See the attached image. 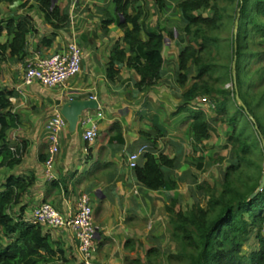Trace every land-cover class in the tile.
<instances>
[{
    "label": "crops",
    "instance_id": "1",
    "mask_svg": "<svg viewBox=\"0 0 264 264\" xmlns=\"http://www.w3.org/2000/svg\"><path fill=\"white\" fill-rule=\"evenodd\" d=\"M24 1H27L25 6L2 4L5 16H32L34 30L27 36L24 58L8 54L0 57V85L15 90L10 100L20 119L10 133L9 145L13 150L21 146V161L0 168V184L12 174L34 177L20 203L25 205V219L42 202L52 203L68 217L75 211L79 197L87 193L98 229L92 264H149L150 249L164 252L162 240L170 223L167 207L172 200L193 195L197 183L202 182L199 175H204L209 165L204 150H194L187 133L188 113L180 111L187 87L181 86L177 79V43L166 39L162 77L140 89L136 86L139 75L125 64L119 65L115 79L107 74L111 47L124 34L116 23L107 25L105 21L110 15L115 16L113 0H56L61 10L69 14L67 26L58 31L44 20L37 0ZM179 1L165 0L163 11L169 14L178 11L181 23L176 7ZM141 4L148 28L158 22L178 35L176 27L180 23L171 25L163 19L156 0H141ZM142 37H147L145 32ZM73 40L83 51L82 68L75 79L71 78L73 81L53 88L38 82L23 83L28 61L62 51ZM0 41L5 42L6 36ZM90 97L99 101V108L84 111L82 117L90 115L96 120L98 136L95 141L87 142L80 124L75 132L63 128L50 178L45 165L49 147L47 124L65 101ZM99 112L102 116H98ZM144 145L155 156L165 154L176 158L174 167H163L165 185L158 190L140 184L129 166V155ZM203 145L207 148L206 141ZM144 154L139 162L144 161ZM201 197L204 198L201 203L196 198L198 207L208 209L207 198ZM44 229L52 248L60 247L67 257L82 260L71 228Z\"/></svg>",
    "mask_w": 264,
    "mask_h": 264
},
{
    "label": "trees",
    "instance_id": "2",
    "mask_svg": "<svg viewBox=\"0 0 264 264\" xmlns=\"http://www.w3.org/2000/svg\"><path fill=\"white\" fill-rule=\"evenodd\" d=\"M37 1L44 20L54 31L67 26L69 14L56 2ZM156 1L159 8H165V0ZM225 1L221 5L220 0H180L177 7L181 23L176 27L177 36L174 29L158 22L148 28L141 0H113L115 16L110 15L105 20L107 25L116 23L124 31L111 47L108 76L115 79L120 72L119 65L125 64L139 75L136 86L140 89L162 77L166 39L175 40L178 82L185 86L190 81L182 94L184 105L180 111L188 112L187 133L195 151H203L204 142L211 138V122L203 105L196 104L197 98L208 97L217 114L232 127L228 133L230 157L221 189L204 182L196 185V190L206 196L208 209L199 208L196 199L188 209H175L177 200H172L167 207L170 235L179 245L178 252L168 258L179 259L182 264H264V188L250 199L260 187L264 174V123L257 111L264 105V90L256 101L250 87L252 77L247 74L249 60L264 54V0ZM16 3L25 6L27 1L0 0V39L6 36L5 42L0 41V57L8 54L9 57L24 58L27 36L34 30L32 16L4 15L2 4ZM132 6L136 8L134 12H130ZM230 6L234 10V28L237 19L239 27L237 35L234 29L232 38L225 39L220 31L227 22ZM143 32L146 38L142 37ZM251 43L262 49L251 50ZM227 48L230 49L227 53L230 66L216 61ZM225 81H233L232 88L225 87ZM237 92L248 111L238 103ZM14 94V89L0 85V168L21 161V146L13 150L9 145L10 133L20 122L10 100ZM230 99L235 104L232 112L229 110ZM249 115L253 116L254 122ZM144 158L134 168L137 181L149 189L162 188L165 185L163 167H174L176 158L165 154L155 156L152 151L146 152ZM33 179L12 174L0 184V264H83L81 259L67 257L64 249L52 248L43 226L25 219V205L20 203ZM193 195L198 198L196 192ZM252 238L257 242L256 247L242 253L243 246ZM161 254L158 248L150 249L148 263L155 264L154 257Z\"/></svg>",
    "mask_w": 264,
    "mask_h": 264
},
{
    "label": "built area",
    "instance_id": "3",
    "mask_svg": "<svg viewBox=\"0 0 264 264\" xmlns=\"http://www.w3.org/2000/svg\"><path fill=\"white\" fill-rule=\"evenodd\" d=\"M82 62V48L73 40L62 51L56 52L48 57L28 61L24 68L23 83L25 85H31L38 82L49 88L64 86L69 79L81 71ZM196 101V104L201 105L213 104L205 96L197 98ZM82 115L78 122V124L84 127L82 137L87 142H93L99 133L98 124L92 116L86 115L82 117ZM98 116H102V113L99 112ZM65 127H68V121L60 113V110H58L47 124L49 130V147L45 165L47 167V175L50 178L53 177L51 167L53 166L54 157L60 148L59 134ZM146 152H148L147 145L132 152L128 157L129 166L134 169L138 165L140 156ZM26 220L34 224H39L44 228H71L75 233L83 264H92L98 229L94 220L91 198L87 193H83L79 197L75 211L68 217L58 211L52 203L42 202L31 210Z\"/></svg>",
    "mask_w": 264,
    "mask_h": 264
},
{
    "label": "rangeland",
    "instance_id": "4",
    "mask_svg": "<svg viewBox=\"0 0 264 264\" xmlns=\"http://www.w3.org/2000/svg\"><path fill=\"white\" fill-rule=\"evenodd\" d=\"M226 2L227 1L225 0H220L221 5L225 4ZM235 5H236V2H235ZM176 7H177V4H176ZM157 9L160 10V15L162 16V18L166 19L167 22H170L171 25L180 23V20H179L180 18H177V16L179 17L177 8H175V11H177V13H170V14L164 13L163 9L159 8V4H157ZM135 10L136 8L134 7V10L132 12H134ZM167 15H168V18H166ZM232 16H234V10L230 6L228 16H226L227 22L224 28L220 31L221 36L225 39L232 38L234 29L236 31V28H234V22H233ZM163 19H162V22H163ZM249 48L251 50H258V49H262V46H258L256 44L251 43ZM229 50L230 49L227 48L225 53L223 52L222 55H218L216 61L224 65L230 66L231 60L227 54ZM232 64H234V62ZM247 74L252 77L251 81L253 84L250 87L252 89V93L256 95V101H257L260 98L261 93L264 90V54H262L261 56L252 57L249 60L248 66H247ZM73 78L75 79V76ZM72 79H69L67 82L73 81ZM189 85H190V81L186 84V87H188ZM218 85H221V84L219 83ZM232 85H233V81H225V85H224L225 87L232 88ZM238 103L240 104V102ZM203 107L207 111V115L211 122V138L206 141L207 148L205 147L203 151L204 156H206V158L209 159V165L205 169L206 173L204 175H199V176L202 179V182L208 183L211 186L216 185L219 189H221L223 173L226 167L228 166V160H229L228 158L230 157V145L231 144L229 143V140H228V133L231 132L232 127L228 123V121L225 120L224 117L217 114L215 108L213 107V104H210V105L206 104V105H203ZM229 110L230 112L235 110V104L232 99L229 100ZM257 111H259L260 116H262V122L264 123V105L260 107ZM186 113L188 112L186 111ZM249 118L252 122L255 121L254 118L250 116ZM262 141L264 142V140ZM200 193L201 192L198 193L196 191V195L200 199L199 202L201 203V201L204 198L201 197V195L203 194H200ZM188 196L189 198L187 199H185L186 197L179 198L177 200L175 209H179V208L188 209L192 205H194L196 198L194 197V195H188ZM165 228H166L165 231L167 233V236L164 240H162L164 252L163 254L157 255L154 257L155 264H182L183 262L179 259H176V258L169 259L168 258V255H175L178 252L179 245L177 241L171 238V235H170L171 224L170 223L167 224ZM256 245H257L256 240L252 238L250 243L245 244L243 246L242 253H248L254 247H256Z\"/></svg>",
    "mask_w": 264,
    "mask_h": 264
},
{
    "label": "water",
    "instance_id": "5",
    "mask_svg": "<svg viewBox=\"0 0 264 264\" xmlns=\"http://www.w3.org/2000/svg\"><path fill=\"white\" fill-rule=\"evenodd\" d=\"M56 0H53L55 3ZM121 21H124L123 15L120 14ZM239 18V15H238ZM239 27V19L236 20V31L235 34L237 35V29ZM233 75H234V82L236 81V60H234L233 64ZM236 99L240 102V105L244 107L245 111L247 110V106L240 98L238 92L236 93ZM99 108V101L96 98H86V99H69L65 101L60 109V113L67 119L68 127L71 132H75L78 126L79 119L84 111L88 109H98ZM253 118L252 115H249ZM257 128V126H256ZM264 188V174L263 179L260 187L251 195L250 199L254 198L262 189Z\"/></svg>",
    "mask_w": 264,
    "mask_h": 264
}]
</instances>
